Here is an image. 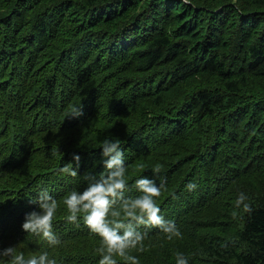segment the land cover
<instances>
[{
    "label": "trees",
    "instance_id": "16d2710c",
    "mask_svg": "<svg viewBox=\"0 0 264 264\" xmlns=\"http://www.w3.org/2000/svg\"><path fill=\"white\" fill-rule=\"evenodd\" d=\"M109 134L130 186L159 166L157 203L180 229L163 249L165 233L149 230L130 249L140 264H174L175 251L264 264V0H0V247L46 246L20 223L47 187L60 236L49 255L97 264L99 238L64 222L62 197L99 174L91 145ZM73 154L75 177L58 171ZM239 191L250 211L234 205Z\"/></svg>",
    "mask_w": 264,
    "mask_h": 264
},
{
    "label": "clouds",
    "instance_id": "9594fccd",
    "mask_svg": "<svg viewBox=\"0 0 264 264\" xmlns=\"http://www.w3.org/2000/svg\"><path fill=\"white\" fill-rule=\"evenodd\" d=\"M79 114L78 106L69 112ZM92 147H99L102 165L99 174L84 173L87 183L82 188L72 187L62 197L66 212L65 223L74 227H84L96 235L100 243L95 249L98 253L97 264H117L116 257L125 264H140L139 256L129 250L142 251V241L148 231L155 228L166 234L171 240L180 235V229L173 219L167 218L161 211L157 197L161 195L164 181L157 183L159 166H153V175L140 174L132 180L131 186L125 177L127 168L121 139L115 135H105ZM71 163H63L58 171L72 177L77 176L79 155L73 154ZM73 161L76 166H73ZM95 163V162H94ZM140 168H145L143 164ZM189 191L197 188L194 181L185 185ZM132 189L135 194H131ZM29 203L35 207L23 214L20 228L38 241L43 242L38 254L25 256L24 251L15 244L0 247V258H7L11 264H59L49 249L60 243V236L54 230V216L57 210V198L47 187H39L35 196L28 195ZM234 205L250 211V204L244 191H239ZM174 264H189V255L175 251Z\"/></svg>",
    "mask_w": 264,
    "mask_h": 264
},
{
    "label": "rangeland",
    "instance_id": "374dc122",
    "mask_svg": "<svg viewBox=\"0 0 264 264\" xmlns=\"http://www.w3.org/2000/svg\"><path fill=\"white\" fill-rule=\"evenodd\" d=\"M222 1H224V0H205V3H209V4H214V3H220V2H222ZM232 1H240V2H242V0H232ZM203 3H204V1L203 2H201V1H199V4L200 5H203ZM257 4H250L249 5V7H255ZM69 132L68 131H66L65 133H63L62 132V134H68ZM83 134V133H82ZM88 137V131H85V135H84V137H83V140L85 141V143H87L86 142V138ZM180 237H181V234L179 235V236H173V238H177V239H180ZM172 238V239H173ZM91 240H94V238H92ZM155 240H157V242H159L158 244H161L162 246H161V248L163 249L164 247H166L168 244H169V239H167L166 238V234L165 235H161V236H158L157 237V239H155ZM155 240H153V241H151L152 243H153V245L155 246V244H154V242H155ZM91 242H93V241H91ZM133 250V249H132ZM132 250H129V251H132Z\"/></svg>",
    "mask_w": 264,
    "mask_h": 264
}]
</instances>
